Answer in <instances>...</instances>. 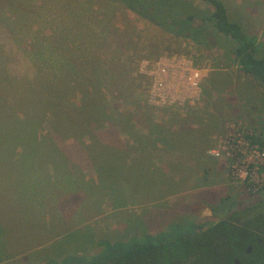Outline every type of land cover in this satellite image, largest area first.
Instances as JSON below:
<instances>
[{
	"label": "rangeland",
	"instance_id": "374dc122",
	"mask_svg": "<svg viewBox=\"0 0 264 264\" xmlns=\"http://www.w3.org/2000/svg\"><path fill=\"white\" fill-rule=\"evenodd\" d=\"M222 1L264 47V0ZM160 55L206 70L193 105L144 103L139 64ZM231 123L264 143V87L222 47L121 0H0V264L86 257L101 241L249 208L263 193L208 152Z\"/></svg>",
	"mask_w": 264,
	"mask_h": 264
},
{
	"label": "trees",
	"instance_id": "16d2710c",
	"mask_svg": "<svg viewBox=\"0 0 264 264\" xmlns=\"http://www.w3.org/2000/svg\"><path fill=\"white\" fill-rule=\"evenodd\" d=\"M200 1L209 11L198 10L189 0H121L136 15L174 35L190 38L203 47H222L242 73L264 87V47L228 16L222 0ZM16 179L6 175L3 182L7 187ZM257 192L263 197L252 205L258 209L254 216L239 220L237 216L245 212L243 209L205 226L170 223L153 234L101 241L100 250L86 257L67 255L44 264H233V259L239 264H264V183ZM13 194L21 197L19 191ZM247 245L251 249L245 253Z\"/></svg>",
	"mask_w": 264,
	"mask_h": 264
},
{
	"label": "built area",
	"instance_id": "2783aa9c",
	"mask_svg": "<svg viewBox=\"0 0 264 264\" xmlns=\"http://www.w3.org/2000/svg\"><path fill=\"white\" fill-rule=\"evenodd\" d=\"M139 68L146 77L144 103L157 108L193 105L199 87L206 77L205 69L197 67L183 55H160L142 60ZM213 156H225L233 178L250 192H257L264 183V143L243 129L229 125V132L218 140Z\"/></svg>",
	"mask_w": 264,
	"mask_h": 264
},
{
	"label": "flooded vegetation",
	"instance_id": "af4514ba",
	"mask_svg": "<svg viewBox=\"0 0 264 264\" xmlns=\"http://www.w3.org/2000/svg\"><path fill=\"white\" fill-rule=\"evenodd\" d=\"M193 21H194V18L192 19ZM198 21V20H197ZM199 23V22H198ZM256 203V202H255ZM253 206L252 205H250V207L249 208H247L246 210H245V212H241L240 211V214L237 216V218H239V220H242L243 218H246V217H250V216H254V215H256L257 214V212H258V209H256V208H252ZM252 208V209H251ZM244 209V208H243ZM243 209H240V210H243ZM239 211V210H238ZM230 213V212H229ZM228 213V214H229ZM228 214H226V215H228ZM226 215H224V216H226ZM224 216H222V217H224ZM219 218H221V217H216V218H214V220L213 221H215V220H217V219H219ZM250 249H251V246L250 245H247L245 248H244V252L245 253H248L249 251H250ZM233 264H239V261H238V259H233Z\"/></svg>",
	"mask_w": 264,
	"mask_h": 264
},
{
	"label": "crops",
	"instance_id": "0c3cea01",
	"mask_svg": "<svg viewBox=\"0 0 264 264\" xmlns=\"http://www.w3.org/2000/svg\"><path fill=\"white\" fill-rule=\"evenodd\" d=\"M71 15H74V13L73 12H71ZM111 23V22H110ZM112 24V23H111ZM113 25H110L109 27H110V29H111V27H112ZM60 31H61V28H60Z\"/></svg>",
	"mask_w": 264,
	"mask_h": 264
}]
</instances>
